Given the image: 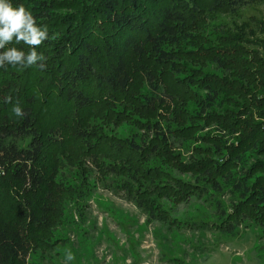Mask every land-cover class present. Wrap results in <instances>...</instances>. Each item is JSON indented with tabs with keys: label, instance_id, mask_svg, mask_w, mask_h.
<instances>
[{
	"label": "trees",
	"instance_id": "trees-1",
	"mask_svg": "<svg viewBox=\"0 0 264 264\" xmlns=\"http://www.w3.org/2000/svg\"><path fill=\"white\" fill-rule=\"evenodd\" d=\"M12 3L58 38L36 49L43 66L0 68V264H27L51 245L60 195L77 208L87 197L50 173L73 148L81 178L93 172L147 222L175 218L170 202L201 201L213 219L191 224L196 231L234 236L248 221L264 230V19L204 36L213 14L264 0ZM136 77L143 95L132 91ZM125 109L145 122L129 138L104 133L129 118Z\"/></svg>",
	"mask_w": 264,
	"mask_h": 264
},
{
	"label": "rangeland",
	"instance_id": "rangeland-1",
	"mask_svg": "<svg viewBox=\"0 0 264 264\" xmlns=\"http://www.w3.org/2000/svg\"><path fill=\"white\" fill-rule=\"evenodd\" d=\"M262 19L264 5L260 4L235 13L213 14L204 36L214 41L220 29ZM201 69L213 73L209 64ZM135 79L132 91L143 95L147 90L141 78ZM188 109L192 110L193 104ZM124 113H129V118L116 127L103 128L104 133L129 138L138 130L137 121L145 122L142 114L127 109ZM154 116L149 114L150 119ZM95 121L101 127L100 120ZM80 153L79 148H73L69 156L59 158L56 169H49L57 186L84 185L87 197L77 202V208L70 196L60 195L59 220L51 227L53 238L48 239L51 245L33 249L27 264H264V230L255 223L241 222L234 236L213 230L196 231L191 224L213 219L212 209L201 201L176 205L170 202L176 210L175 218L170 215L167 222H147L135 206L102 190L93 172H83L87 181L81 178L82 165L79 167L76 162ZM69 254L73 257L70 261Z\"/></svg>",
	"mask_w": 264,
	"mask_h": 264
},
{
	"label": "clouds",
	"instance_id": "clouds-1",
	"mask_svg": "<svg viewBox=\"0 0 264 264\" xmlns=\"http://www.w3.org/2000/svg\"><path fill=\"white\" fill-rule=\"evenodd\" d=\"M56 35L50 36L47 25L37 23V18L28 11L23 4L14 5L12 0H0V68L7 66L41 67L46 61L43 53H38L37 48L46 40L57 39ZM17 44L23 42L29 46L25 52L16 47H8L13 41ZM7 98L6 102H10ZM12 111L18 117H25V111L17 102ZM71 254L67 260H72Z\"/></svg>",
	"mask_w": 264,
	"mask_h": 264
}]
</instances>
